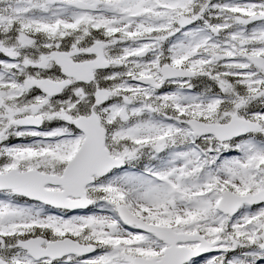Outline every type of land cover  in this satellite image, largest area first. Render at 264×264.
I'll return each mask as SVG.
<instances>
[{
	"label": "snow or ice",
	"instance_id": "1",
	"mask_svg": "<svg viewBox=\"0 0 264 264\" xmlns=\"http://www.w3.org/2000/svg\"><path fill=\"white\" fill-rule=\"evenodd\" d=\"M0 264H264V0H0Z\"/></svg>",
	"mask_w": 264,
	"mask_h": 264
}]
</instances>
